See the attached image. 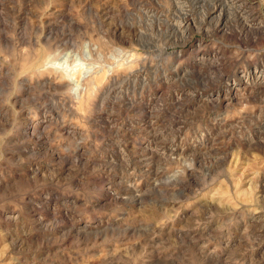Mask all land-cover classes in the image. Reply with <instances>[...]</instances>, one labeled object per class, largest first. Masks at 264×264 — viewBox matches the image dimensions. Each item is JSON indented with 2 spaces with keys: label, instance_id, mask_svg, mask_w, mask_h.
<instances>
[{
  "label": "rangeland",
  "instance_id": "374dc122",
  "mask_svg": "<svg viewBox=\"0 0 264 264\" xmlns=\"http://www.w3.org/2000/svg\"><path fill=\"white\" fill-rule=\"evenodd\" d=\"M0 264H264V0H0Z\"/></svg>",
  "mask_w": 264,
  "mask_h": 264
},
{
  "label": "bare ground",
  "instance_id": "6f19581e",
  "mask_svg": "<svg viewBox=\"0 0 264 264\" xmlns=\"http://www.w3.org/2000/svg\"><path fill=\"white\" fill-rule=\"evenodd\" d=\"M87 47V46H86ZM86 53V52H85ZM88 53V52H87ZM89 54V53H88ZM87 56V55H86ZM65 57V56H64ZM90 68V67H89ZM57 69V68H56ZM63 73H65L66 74V76H68L69 78H73V74H71L70 73V71H67V69H68V67H64V66H60V68H59ZM86 69H88V68H86ZM92 69H93V67H92ZM92 69H89L88 70V74H90L91 73V75H92V73H93V75L94 74H97V73H99V70H96V71H94L93 72V70ZM54 70V69H53ZM56 72V71H55ZM86 73V72H85ZM63 76H65V75H63ZM68 78V79H69ZM86 78H88V76L86 77ZM85 78V79H86Z\"/></svg>",
  "mask_w": 264,
  "mask_h": 264
}]
</instances>
